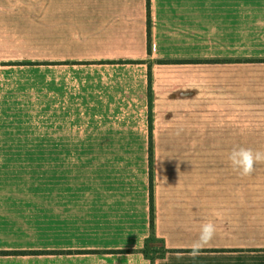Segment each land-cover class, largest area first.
<instances>
[{
	"label": "crops",
	"instance_id": "obj_1",
	"mask_svg": "<svg viewBox=\"0 0 264 264\" xmlns=\"http://www.w3.org/2000/svg\"><path fill=\"white\" fill-rule=\"evenodd\" d=\"M0 6V62L25 61L16 51L37 47L28 84L4 67L14 69L3 76L7 92L0 87L37 104L18 107L31 111L12 128L37 140L44 159L37 187L15 194L38 203L36 264H264V163L242 177L228 161L236 147L264 150V0H151V53L148 0ZM78 158L85 180L63 162ZM133 158L139 174L128 171ZM30 215L13 205L0 219V251L29 252ZM205 221L217 233L193 259Z\"/></svg>",
	"mask_w": 264,
	"mask_h": 264
},
{
	"label": "rangeland",
	"instance_id": "obj_2",
	"mask_svg": "<svg viewBox=\"0 0 264 264\" xmlns=\"http://www.w3.org/2000/svg\"><path fill=\"white\" fill-rule=\"evenodd\" d=\"M0 5H6V0ZM1 1V2H2ZM0 2V3H1ZM4 8V7H2ZM5 9V8H4ZM1 10V6H0ZM2 11V10H1ZM17 54L26 58L25 61H5L0 62V87H3L7 92L6 79L3 78L4 74L14 68H4V67H15L21 72L17 76H12L9 72L10 78L13 81L17 80L18 85H27L29 79L34 74H31V70L37 67L38 62L31 58L37 56V47L34 45L23 46L20 50L16 51ZM9 79V82L11 81ZM32 95L30 94H0V219H7L11 214V207L13 205L17 206H28L30 211V223H31V248L29 252L19 255H0V256H21L30 257L32 264L38 263V258L41 252L38 250V238H37V201L33 200L32 197L23 202L22 199H15L16 193H22L20 188L37 187L40 176V166L44 159L39 157V142L37 140L29 141L28 135H25L22 131L14 133L12 131L13 125L22 124L25 121L28 111H24L18 107H37L36 103H33L30 99ZM25 101V102H24ZM34 114V113H33ZM37 137V136H35ZM86 158L78 159H63L64 165H76L78 166L79 173L78 179L85 180V168H86ZM131 162L128 166L137 174L140 173L137 167L140 166L139 158L127 159ZM212 159H208L210 161ZM135 165V166H133ZM137 166V167H136ZM156 180L154 173V181ZM156 183V182H155ZM35 190H30L33 193ZM28 193L29 190L26 189ZM19 213H16L14 218L18 217ZM151 221V213H150ZM78 251V250H74ZM113 251V250H112ZM130 251V250H129ZM20 252V251H19ZM109 252V251H108ZM63 253H68L63 251ZM131 253V251H130ZM48 254V253H47ZM109 254H124V253H109ZM67 255H82V254H67Z\"/></svg>",
	"mask_w": 264,
	"mask_h": 264
},
{
	"label": "clouds",
	"instance_id": "obj_3",
	"mask_svg": "<svg viewBox=\"0 0 264 264\" xmlns=\"http://www.w3.org/2000/svg\"><path fill=\"white\" fill-rule=\"evenodd\" d=\"M183 129L177 130V135ZM228 161L234 171L242 177L253 175L256 170V165L264 163V150H254L252 148L236 147L228 155ZM217 233V227L212 221H205L201 224L198 235L189 245L188 255L196 259L201 256L211 242L214 240ZM182 254L178 253V258Z\"/></svg>",
	"mask_w": 264,
	"mask_h": 264
},
{
	"label": "trees",
	"instance_id": "obj_4",
	"mask_svg": "<svg viewBox=\"0 0 264 264\" xmlns=\"http://www.w3.org/2000/svg\"><path fill=\"white\" fill-rule=\"evenodd\" d=\"M150 15H151V0H148V17H149V21H148V50L151 53V27H150ZM210 62V61H209ZM264 62V61H262ZM163 63H168V62H163ZM149 80H150V92H149V100H150V107H151V112L152 113V92H151V78H152V73L150 70L149 73ZM153 121H152V114L150 115V124L152 125ZM154 166H155V162H154V157H153V153L151 150V156L149 157V175H150V213H151V229L152 232L154 231L155 228V194H154V186H155V181H154ZM68 253H64V254H87V253H97L98 251H87V250H78V251H74V250H70L67 251ZM105 253H130L129 250H109L106 251ZM22 254L19 251H0V255H19Z\"/></svg>",
	"mask_w": 264,
	"mask_h": 264
}]
</instances>
